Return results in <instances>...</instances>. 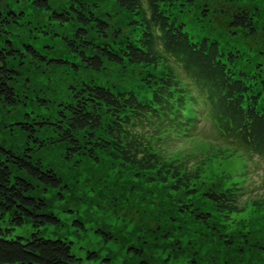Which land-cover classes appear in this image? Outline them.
Returning <instances> with one entry per match:
<instances>
[{
  "label": "rangeland",
  "instance_id": "1",
  "mask_svg": "<svg viewBox=\"0 0 264 264\" xmlns=\"http://www.w3.org/2000/svg\"><path fill=\"white\" fill-rule=\"evenodd\" d=\"M47 1L49 8L43 10L33 0H0V46L8 45L9 40L20 50L31 45L46 59L77 61L63 42L69 40L75 26L60 24L52 17V11H64L70 2L92 9L112 30L121 31L120 37H139L140 29L133 21L140 23V18L112 0ZM169 7L196 39L213 35L222 50L242 55L236 58L240 68L264 76V0H178ZM237 11H247L252 17L254 34L249 29L228 26ZM51 63L28 56L23 63L14 62L19 72L13 82L18 102H0V145L6 149L17 153L36 145L20 123L41 117L53 121L59 107L85 80L117 81L130 73L123 76V69L106 63L100 73L78 64L82 71L75 74L66 65L56 67ZM229 67L237 76L234 65ZM131 74L138 78L135 68ZM198 109L204 115L195 139L177 141L169 133L167 146L189 155L190 166L196 165L194 159L201 160L200 180L207 187L225 189L246 176L243 194L238 196V203H244L241 210H219L201 194V189L191 194L187 190L177 192L162 182L137 177L136 170L102 154L97 161L87 155L64 158V147L58 154L51 145L44 157L60 174L62 186L52 189L36 185L34 195L44 199L46 212L55 215L59 224L36 228L27 222L12 227L6 214L0 217V226L10 228L11 236L28 237L36 231L44 237L64 239L71 244L80 264H264V200L254 202L264 194V156L246 155L247 170L242 157L245 153L239 156L238 152H230L228 148L233 147L224 150L208 107ZM144 129L154 132L150 125Z\"/></svg>",
  "mask_w": 264,
  "mask_h": 264
},
{
  "label": "trees",
  "instance_id": "2",
  "mask_svg": "<svg viewBox=\"0 0 264 264\" xmlns=\"http://www.w3.org/2000/svg\"><path fill=\"white\" fill-rule=\"evenodd\" d=\"M33 1L38 8H49L47 0ZM112 1L140 18V23L133 21L140 29L138 38L120 37L121 31L112 30L92 9L70 2L64 11H52V17L60 24L75 26L72 36L63 42L77 61L46 59L31 45L20 50L9 40L8 45L0 46V102L9 105L19 99L13 86L19 74L14 62L23 63L26 56L56 67L66 65L75 74L82 71L80 64L96 73L104 71L106 63L123 69V76L130 71L128 77L117 81L85 80L59 107L53 121L41 117L21 122V129L36 145L17 153L0 145V217L8 214L12 227L27 222L36 228L59 224L55 215L46 212L44 199L34 195L36 185L52 189L62 186L60 174L44 157L51 145L58 154L63 146L67 159L76 154L97 161L102 154L136 170L137 177L162 182L177 192L187 190L191 194L201 189L219 210L244 208V203H238L242 194L239 183L220 190L202 185L200 159H194L196 165L190 166L191 159L162 152L153 143V134L141 126L149 120L164 128L171 126L174 119L182 117L185 104L195 102L193 91H197L223 140L236 149L264 155V76L240 68L236 58L242 55L222 50L213 35L196 39L189 33L186 24L170 13L169 6L178 0ZM2 18L0 10V22ZM228 26L254 34L247 11H237ZM229 65L238 70L237 76ZM133 68L138 78L131 74ZM259 200L264 196L254 202L259 204ZM10 231L0 226V264H80L64 239L44 237L36 231L28 237L11 236Z\"/></svg>",
  "mask_w": 264,
  "mask_h": 264
}]
</instances>
